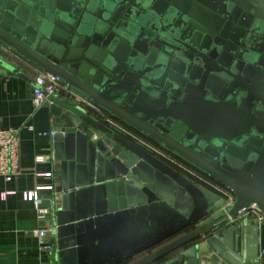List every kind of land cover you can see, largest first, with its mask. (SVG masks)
Segmentation results:
<instances>
[{
  "label": "water",
  "instance_id": "95a60500",
  "mask_svg": "<svg viewBox=\"0 0 264 264\" xmlns=\"http://www.w3.org/2000/svg\"><path fill=\"white\" fill-rule=\"evenodd\" d=\"M233 22L264 37V0H0V74L35 86L25 67L62 88L43 104L62 122L58 191L40 205L55 222L53 264H202L210 252L257 262L259 223L228 217L252 205L264 214V47H238ZM105 115L233 204L225 212L223 197Z\"/></svg>",
  "mask_w": 264,
  "mask_h": 264
},
{
  "label": "crops",
  "instance_id": "0c3cea01",
  "mask_svg": "<svg viewBox=\"0 0 264 264\" xmlns=\"http://www.w3.org/2000/svg\"><path fill=\"white\" fill-rule=\"evenodd\" d=\"M21 69L33 80L40 74L25 67ZM33 87L32 82L14 74H0V127L17 129L20 139V164L17 174L8 180L0 177V194L6 193L5 198L0 199V264H53L55 257L53 250L43 252L39 249L35 233L41 227H55L51 209L42 207L49 214L44 221L37 219L35 206L25 198V193L39 186H52L51 190L42 189L39 192L41 205L50 199L53 190L58 191L59 169L51 149L53 136L42 133L49 130L58 133L62 122L51 115L48 107L42 105L36 110L33 109ZM58 97L53 99L60 102ZM122 135L128 138L123 133ZM155 156L173 166L193 183L202 186L180 165L167 158ZM45 173H51V176H44ZM257 223L261 253L255 264H264V220ZM52 238L53 235L48 234L47 240L54 246ZM205 258L202 264H219L211 252Z\"/></svg>",
  "mask_w": 264,
  "mask_h": 264
},
{
  "label": "built area",
  "instance_id": "2783aa9c",
  "mask_svg": "<svg viewBox=\"0 0 264 264\" xmlns=\"http://www.w3.org/2000/svg\"><path fill=\"white\" fill-rule=\"evenodd\" d=\"M35 86L33 87L32 92V106L33 109L36 110L40 108L44 102L48 99V97L58 94L61 91V86L59 85V79L57 77H53L47 74L40 73L35 79ZM106 123L110 125L111 128L116 130L119 133H123L128 136L129 139L136 142L141 147L145 148L147 151L154 155H158L164 158L175 162L180 165V167L194 180L202 184V186L213 189L216 193H218L221 197L225 199V204L223 206V210L227 212L229 206H231L234 202V195L231 191L226 189L225 187L219 185L212 179L208 178L203 173L198 170L192 168L185 162L181 161L177 157L173 156L166 150L162 149L158 145L152 143L144 136L134 131L127 125L121 123L120 121L105 115L104 116ZM42 135L54 136L55 131L49 130L48 132L42 133ZM20 164V139L19 133L17 129L14 128H3L0 127V177L5 179H10L13 175L17 174L19 170ZM44 176H51V173H45ZM52 186H39L34 190H30L25 193V198L31 201L35 206L36 217L39 220H46L49 211L45 208L40 207V194L39 192L42 189L51 190ZM6 193L0 194V199H4ZM253 217L256 222H262L264 220V214H262L259 209L252 205L247 209H243L239 212V214L235 217L229 216L228 220L230 224L235 222H241L247 220V218ZM55 227L47 228L41 227L35 231L37 235L39 249L43 252L51 251L53 246L50 242H48L47 237L48 234H54Z\"/></svg>",
  "mask_w": 264,
  "mask_h": 264
},
{
  "label": "flooded vegetation",
  "instance_id": "af4514ba",
  "mask_svg": "<svg viewBox=\"0 0 264 264\" xmlns=\"http://www.w3.org/2000/svg\"><path fill=\"white\" fill-rule=\"evenodd\" d=\"M236 26H239L244 31V34L241 35V37L239 38V43L237 44L238 47H240L243 42H245L247 46L255 44L264 47V37L262 36L261 33L253 29V24H250L249 27L246 28L241 25H238L236 22H233V26H231L230 32H232ZM259 55H261V53ZM195 63L199 64V62L196 59H195ZM258 104L260 103H256L255 105Z\"/></svg>",
  "mask_w": 264,
  "mask_h": 264
}]
</instances>
